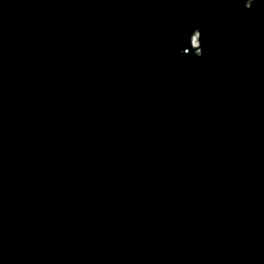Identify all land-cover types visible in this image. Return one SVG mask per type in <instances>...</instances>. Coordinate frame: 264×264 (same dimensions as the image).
Here are the masks:
<instances>
[{"label": "water", "instance_id": "95a60500", "mask_svg": "<svg viewBox=\"0 0 264 264\" xmlns=\"http://www.w3.org/2000/svg\"><path fill=\"white\" fill-rule=\"evenodd\" d=\"M0 264H264V0H0Z\"/></svg>", "mask_w": 264, "mask_h": 264}, {"label": "bare ground", "instance_id": "6f19581e", "mask_svg": "<svg viewBox=\"0 0 264 264\" xmlns=\"http://www.w3.org/2000/svg\"><path fill=\"white\" fill-rule=\"evenodd\" d=\"M195 44L197 45V41L195 42Z\"/></svg>", "mask_w": 264, "mask_h": 264}]
</instances>
